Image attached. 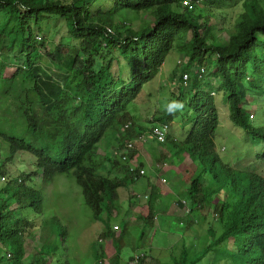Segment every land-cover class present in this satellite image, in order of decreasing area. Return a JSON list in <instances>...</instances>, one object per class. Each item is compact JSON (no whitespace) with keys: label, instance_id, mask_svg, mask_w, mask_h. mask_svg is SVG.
Returning a JSON list of instances; mask_svg holds the SVG:
<instances>
[{"label":"trees","instance_id":"1","mask_svg":"<svg viewBox=\"0 0 264 264\" xmlns=\"http://www.w3.org/2000/svg\"><path fill=\"white\" fill-rule=\"evenodd\" d=\"M183 1L0 0V109L16 86L22 91L19 116L6 130L0 127V137L8 143L10 157L24 151L35 158L33 170L2 187L0 264H44L42 258L36 263L26 260L23 249V234L32 225L23 211L43 212V186L35 189L29 184L36 176L44 184L56 175H70L92 216L103 222L100 236H112L107 218L118 207L117 189L141 175L127 165H122L123 177L111 176L108 169L104 174L98 144L113 132L124 135L122 124L132 119L130 106L173 49L186 59L181 75L192 79L184 84H190L187 92L152 120L167 124L163 142L195 163L197 172L188 187L190 211L213 202L212 211L221 223L220 233L200 251L187 257L182 249L173 263L198 264L205 259L206 264H264V164L260 171L248 164L236 167L220 157L214 143L218 97L226 103L231 123L253 141L264 142V125L252 120L257 98L264 97V0H237L243 11L233 31L219 42L212 34L215 11L236 0H188L191 7ZM136 11L148 14L138 27L119 20ZM54 17L64 23L73 48L58 46L49 52L38 37L42 23ZM43 53L60 65L51 68ZM186 94L192 97L183 100ZM183 103L193 115L174 134L170 123ZM261 149L255 159L264 163V144ZM154 194L151 180L145 216L150 224L156 212ZM65 237L58 224L57 248ZM52 251L49 245L40 249Z\"/></svg>","mask_w":264,"mask_h":264},{"label":"rangeland","instance_id":"2","mask_svg":"<svg viewBox=\"0 0 264 264\" xmlns=\"http://www.w3.org/2000/svg\"><path fill=\"white\" fill-rule=\"evenodd\" d=\"M195 10L203 12L198 6ZM242 11L243 7L237 0L232 6L215 11L217 24L212 34L218 39L217 42L225 40L228 32L233 31ZM147 19L145 11L127 12L119 18L126 25L130 24L135 28ZM41 26L38 37L44 39L47 51H55L58 46L73 48L74 41L69 37L62 20L50 18ZM41 56L51 68L60 65L59 61H53L44 53ZM185 60L177 49L170 51L159 72L144 85L142 93L130 106L132 119L124 122L130 123L128 128L122 124L121 131L124 135L113 132L98 144L96 154L103 164L104 174L108 169L111 176L123 177L122 165L131 169L138 168L143 172H139L141 176L133 184L117 189L118 207L107 218L112 236H100L104 230L103 222L92 216L83 202L80 187L70 175H56L53 181L44 184L36 176L29 184L35 189L43 186L44 206L41 214L23 211L32 221L22 237L26 260L33 259L36 263L42 258L44 264H113L115 261L117 264H137L141 258L142 264H174L173 260L179 258L182 249L186 251L187 257H192L220 233L221 223L212 211L213 202L190 211L188 187L197 172L195 163L185 153L176 154L166 142H157L150 136L151 130L157 126L152 119L188 90L189 82L185 86L182 78L180 79ZM12 70L13 68L9 69ZM191 76H188L189 80L192 79ZM215 79L217 78H212ZM16 88L17 91L6 97L7 103L0 109V127L3 130L19 116L17 106L22 91L19 85ZM203 89L202 85L201 90ZM191 97L192 94H186L182 98L187 100ZM262 103L264 97H258L256 116L252 118L255 125H264ZM217 105L219 123L214 135L216 151L230 164L234 162L236 167L248 164V167L260 171L264 163L255 159V154L261 153L264 142L253 141L250 134H245L239 126L229 121L226 103L220 97ZM186 109L184 104L170 123L174 134L181 130L183 124L188 123L185 119L193 115L192 109L187 112ZM181 118L183 120L179 121ZM125 128L131 130L126 132ZM142 134L143 139L139 138ZM130 139L134 142V148L129 151L126 159H122L124 144ZM9 157L8 143L0 137V197L4 196L2 187L5 184L9 185L10 181L19 178L22 173L28 174L34 169L35 158L29 153L17 151ZM151 180L156 212L150 224L145 216ZM58 224L66 231L65 241L60 248L56 245ZM115 242L118 244L117 254ZM45 245L53 247V251L49 254L40 252ZM95 254L102 256L96 259ZM198 264H206L205 259Z\"/></svg>","mask_w":264,"mask_h":264},{"label":"built area","instance_id":"3","mask_svg":"<svg viewBox=\"0 0 264 264\" xmlns=\"http://www.w3.org/2000/svg\"><path fill=\"white\" fill-rule=\"evenodd\" d=\"M183 3L185 5H187L188 7H191V3L188 0L183 1ZM187 79H188V74L183 73L182 74V83L185 84ZM124 126L128 127V124H125ZM167 130H168L167 124H159L151 130L150 136L157 142H163L165 140ZM139 138L143 139L144 138L143 134L141 136H139ZM133 145H134V142L132 140H128L126 142L125 147H124L123 156H122L123 159H126V157L128 155V151L133 148ZM140 172L142 173V170Z\"/></svg>","mask_w":264,"mask_h":264},{"label":"bare ground","instance_id":"4","mask_svg":"<svg viewBox=\"0 0 264 264\" xmlns=\"http://www.w3.org/2000/svg\"><path fill=\"white\" fill-rule=\"evenodd\" d=\"M127 124H128V126H129V123H127ZM130 140H132V139H130ZM125 144H126V143H125ZM125 144H124V147H125ZM133 148H134V145H133ZM133 148H132V149H133ZM132 149H130L129 151H132ZM129 151H128V154H129ZM123 152H124V151H123ZM123 152H122V154H123ZM122 156H123V155H122ZM127 157H128V155H127ZM127 157H126V158H127ZM122 159H123V158H122ZM130 170H132V169L130 168ZM139 172H140V171H139ZM142 173H143V172H142ZM139 174H140V173H139Z\"/></svg>","mask_w":264,"mask_h":264}]
</instances>
